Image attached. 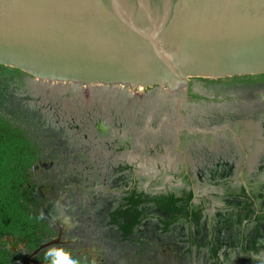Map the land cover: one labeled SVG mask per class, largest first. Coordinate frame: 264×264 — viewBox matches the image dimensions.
<instances>
[{
    "label": "flooded vegetation",
    "instance_id": "af4514ba",
    "mask_svg": "<svg viewBox=\"0 0 264 264\" xmlns=\"http://www.w3.org/2000/svg\"><path fill=\"white\" fill-rule=\"evenodd\" d=\"M199 80L179 108L0 64V264H264V96Z\"/></svg>",
    "mask_w": 264,
    "mask_h": 264
},
{
    "label": "water",
    "instance_id": "95a60500",
    "mask_svg": "<svg viewBox=\"0 0 264 264\" xmlns=\"http://www.w3.org/2000/svg\"><path fill=\"white\" fill-rule=\"evenodd\" d=\"M0 64L64 91L186 100L191 79L264 74V0H0Z\"/></svg>",
    "mask_w": 264,
    "mask_h": 264
},
{
    "label": "rangeland",
    "instance_id": "374dc122",
    "mask_svg": "<svg viewBox=\"0 0 264 264\" xmlns=\"http://www.w3.org/2000/svg\"><path fill=\"white\" fill-rule=\"evenodd\" d=\"M234 79L233 78H226V79H201L199 80V83L200 85L202 86V88L207 89L208 87H206V84L208 83H213L212 85H217V86H226V85H240V84H243V85H257L260 87V93H261V96L263 97L264 96V78H260V79H256V80H253V81H233ZM201 88V90H202ZM168 91H171V90H168ZM87 92V91H86ZM162 92H165V91H162ZM160 93V92H159ZM90 93H87V95H89ZM162 94V93H161ZM163 95V94H162ZM248 95V94H247ZM90 96V95H89ZM219 97H222V95L220 94ZM118 98V97H117ZM184 98V93L183 94H178L176 95V98L173 97L172 99L169 100V102H177V99H182ZM175 99V100H174ZM233 99V98H232ZM242 100V99H241ZM93 101V102H92ZM91 102L92 103H89L87 107H93L94 105H96V101L92 100L91 99ZM179 103V108L180 106L184 104L187 105V103H184L183 102H178ZM83 105L81 102L79 103V105ZM177 104V103H176ZM178 105V104H177ZM185 106V105H184ZM214 107L215 105H211L209 104L208 107ZM223 106V105H222ZM215 107H218V106H215ZM220 107V106H219ZM180 113V112H179ZM185 114V113H184ZM186 115V114H185Z\"/></svg>",
    "mask_w": 264,
    "mask_h": 264
},
{
    "label": "bare ground",
    "instance_id": "6f19581e",
    "mask_svg": "<svg viewBox=\"0 0 264 264\" xmlns=\"http://www.w3.org/2000/svg\"><path fill=\"white\" fill-rule=\"evenodd\" d=\"M174 85H176V84H174ZM197 89H201L202 88V86L201 85H199L198 87H196ZM52 90H55V91H61L62 92V89L61 88H52L50 91H52ZM106 90L108 91V90H115L116 92H118L119 90L118 89H105V91L104 90H102V89H99L98 91L101 93H103V92H106ZM202 90H204V88H202ZM97 90H93L92 92L93 93H95ZM114 91V92H115ZM165 92L164 93H162L163 95V103H167L170 99H172L173 97H175L176 98V95H178V94H183V93H185L183 90H182V88H179V87H177L176 89H174V90H171V91H168V90H164ZM92 93V94H93ZM100 93H99V96H100ZM104 95H108V94H104ZM93 96V95H92ZM101 96H103V95H101ZM107 97H109V96H107ZM107 97H105V96H103L102 97V99H106ZM110 98V97H109ZM185 98V97H184ZM87 99H90L89 98V96L87 97H84V100H83V102L85 101V100H87ZM175 100V99H174ZM184 101V99L182 98V99H179V102H183ZM80 103V102H79ZM79 103H78V105H79ZM82 103V102H81ZM89 103H92L90 100L88 101V103L86 104V106H88V104ZM82 104H84V103H82ZM185 105V104H184ZM79 106H84V107H86L85 105H79ZM148 121V120H147Z\"/></svg>",
    "mask_w": 264,
    "mask_h": 264
}]
</instances>
